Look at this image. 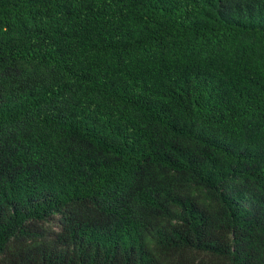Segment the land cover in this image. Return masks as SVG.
Listing matches in <instances>:
<instances>
[{"label": "trees", "instance_id": "1", "mask_svg": "<svg viewBox=\"0 0 264 264\" xmlns=\"http://www.w3.org/2000/svg\"><path fill=\"white\" fill-rule=\"evenodd\" d=\"M0 264H264V0H0Z\"/></svg>", "mask_w": 264, "mask_h": 264}]
</instances>
